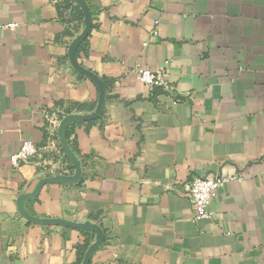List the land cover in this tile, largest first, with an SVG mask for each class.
<instances>
[{
  "label": "crops",
  "instance_id": "1",
  "mask_svg": "<svg viewBox=\"0 0 264 264\" xmlns=\"http://www.w3.org/2000/svg\"><path fill=\"white\" fill-rule=\"evenodd\" d=\"M0 21V264H264V0H0ZM216 174L195 220L189 181Z\"/></svg>",
  "mask_w": 264,
  "mask_h": 264
},
{
  "label": "built area",
  "instance_id": "2",
  "mask_svg": "<svg viewBox=\"0 0 264 264\" xmlns=\"http://www.w3.org/2000/svg\"><path fill=\"white\" fill-rule=\"evenodd\" d=\"M17 26L14 22L4 23L0 21V30L15 29ZM138 79L149 88L159 87L164 91L172 90L165 78L159 71L148 68H138ZM38 146L29 139H24L19 148L9 156L10 163L13 166H19L32 160L38 153ZM234 176H223L216 174L212 177L195 176L189 181L188 196L194 207V219L210 218L211 213L209 204L215 197L218 190L224 183Z\"/></svg>",
  "mask_w": 264,
  "mask_h": 264
},
{
  "label": "water",
  "instance_id": "3",
  "mask_svg": "<svg viewBox=\"0 0 264 264\" xmlns=\"http://www.w3.org/2000/svg\"><path fill=\"white\" fill-rule=\"evenodd\" d=\"M89 26H90V18H89V15H86V28L84 29L83 33L79 37L78 42L86 36ZM72 50H73V48H72ZM72 62L74 65H76L73 58H72ZM102 104H103V96L100 97L98 104H97V107H96V110H95L94 114L91 115L92 118H95L101 114ZM86 118H88V116H84V117L67 116L63 121H61V127L64 126L68 121H70L72 119H84L85 120ZM46 180H44V181H46Z\"/></svg>",
  "mask_w": 264,
  "mask_h": 264
},
{
  "label": "trees",
  "instance_id": "4",
  "mask_svg": "<svg viewBox=\"0 0 264 264\" xmlns=\"http://www.w3.org/2000/svg\"><path fill=\"white\" fill-rule=\"evenodd\" d=\"M154 88H159V87H154ZM159 89H161V88H159ZM162 90V89H161Z\"/></svg>",
  "mask_w": 264,
  "mask_h": 264
}]
</instances>
